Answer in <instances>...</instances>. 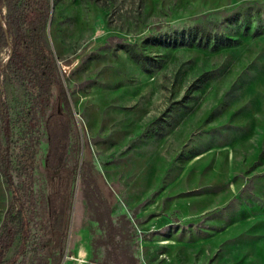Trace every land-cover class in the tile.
<instances>
[{
    "label": "rangeland",
    "instance_id": "obj_1",
    "mask_svg": "<svg viewBox=\"0 0 264 264\" xmlns=\"http://www.w3.org/2000/svg\"><path fill=\"white\" fill-rule=\"evenodd\" d=\"M196 27L234 43L154 41ZM46 35L80 150L58 172L40 159L41 247L24 264H104L90 208H105L83 195V163L97 176L93 195L107 197L115 242L140 264H264V0H52ZM130 45L154 66L137 64ZM5 88L15 109L22 93ZM9 202L0 175V226Z\"/></svg>",
    "mask_w": 264,
    "mask_h": 264
},
{
    "label": "trees",
    "instance_id": "obj_2",
    "mask_svg": "<svg viewBox=\"0 0 264 264\" xmlns=\"http://www.w3.org/2000/svg\"><path fill=\"white\" fill-rule=\"evenodd\" d=\"M51 9L52 0H0V77L7 78V82L0 84V175L10 193L8 209L0 226V264H24L23 259L31 246L40 250L39 234L43 223L37 209L45 195V188L39 182L42 156L45 167L58 172L65 167L67 156L78 155L80 150L75 113L56 54L46 35ZM154 41L170 48L216 49L234 43L230 37L198 27L176 31L166 39ZM126 50L137 64L151 63L150 57L137 52L131 45ZM5 51L8 57L4 60ZM7 83L22 93L15 109L7 101ZM81 183L87 201L91 204V199L100 198L105 208L103 212L101 206L99 211L90 208L91 218L102 232L103 241L99 245L107 252L103 256L104 264H140L130 247L115 242V229L109 223L113 220L111 207L107 197L93 195L95 187L99 186L96 173L87 163L82 164ZM122 219L126 230L132 226L127 216ZM66 238V233L62 234V244ZM134 238L130 240L133 242ZM18 241V252L8 259ZM98 256L95 255L94 264ZM62 260L63 255H59L55 263L60 264Z\"/></svg>",
    "mask_w": 264,
    "mask_h": 264
},
{
    "label": "crops",
    "instance_id": "obj_3",
    "mask_svg": "<svg viewBox=\"0 0 264 264\" xmlns=\"http://www.w3.org/2000/svg\"><path fill=\"white\" fill-rule=\"evenodd\" d=\"M86 255H74V259H72V261L67 262L66 264H86V262L84 260L81 259H85Z\"/></svg>",
    "mask_w": 264,
    "mask_h": 264
}]
</instances>
